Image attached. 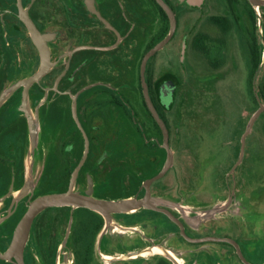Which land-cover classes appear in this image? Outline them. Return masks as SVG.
Instances as JSON below:
<instances>
[{
	"label": "rangeland",
	"instance_id": "rangeland-1",
	"mask_svg": "<svg viewBox=\"0 0 264 264\" xmlns=\"http://www.w3.org/2000/svg\"><path fill=\"white\" fill-rule=\"evenodd\" d=\"M82 1L24 0L30 6L31 16L46 35L52 53L49 72L31 85L26 94L24 86L17 88L0 107L1 127L9 120H29L25 146L29 152L27 170L30 183L32 185L33 179L37 183L42 173L43 178L36 188H29L28 199L41 193L67 190L85 154V138L72 117L70 98L49 102L46 110L51 114L43 117L44 104L57 96L52 91L44 93L43 89L54 86L67 59V53L64 57L61 54L73 49V39H61L62 15L71 23L72 14L84 9ZM195 1L170 0L177 14V28L146 65L145 77L150 79L153 96L167 119L174 155L170 170L155 183L153 192L154 195L174 198L181 205L171 209L182 220H187L190 233L231 236L251 264H262L264 112L254 122L244 145L242 136L258 105L250 94L249 43L254 35L261 55L257 67V88H260L264 81V32L259 26L256 30L251 26L249 16L252 9L246 0H203L201 4ZM144 4L145 8H154L150 0H144ZM258 8L261 14H255L257 23L261 18L263 24L264 9ZM215 15L227 17L230 23L227 33L212 23L210 17ZM168 26L170 28L168 20L160 14L144 37V49L150 41L161 39V31ZM197 35H205V52L192 48ZM33 43L18 20L16 0H0V99L17 82L26 80L40 68V55ZM60 43L65 44L62 46ZM138 69L139 60L117 93L109 91L107 95L95 96L94 118L84 128L90 148L73 178L74 191L85 194L90 180L92 196L103 201L122 200L136 191L135 187L127 186V180L136 176L140 181L142 177L138 169L130 158L123 157L118 150L114 152L121 139L131 137L128 142L139 143L147 139L151 145L147 146L149 153L156 157L154 171H160L164 166L167 151L163 146V134L154 125L143 103ZM170 81H174L176 86ZM116 99L122 106L116 104ZM86 114L85 110L77 114L81 122L84 116L89 122ZM67 126L78 132V139L68 143L63 138L58 151L64 156L59 157V152L51 146H55L56 138ZM1 130L3 135L6 129ZM44 130H47L46 134ZM68 146L74 148L68 151ZM242 148L243 157L233 171ZM34 151H43V160L39 159L40 156L31 159ZM38 164L39 170L31 172V168ZM3 193L1 189L0 195ZM19 195L15 190V198ZM229 195L233 199L228 208L207 220L206 212L224 205ZM100 215L103 225L96 235L90 264H157L160 258L175 264L167 255L143 253L153 245L171 249L183 258L184 264H245L230 245L189 243L176 233L175 226L164 214L145 208L133 213H113V225ZM87 220V214L72 207L57 206L43 210L25 237L23 262L75 264L73 233L79 232ZM193 223L195 226H191ZM4 227L8 230L11 224L2 225L0 230L5 231ZM5 232L11 235L9 231ZM0 264L11 263L0 261Z\"/></svg>",
	"mask_w": 264,
	"mask_h": 264
},
{
	"label": "flooded vegetation",
	"instance_id": "flooded-vegetation-1",
	"mask_svg": "<svg viewBox=\"0 0 264 264\" xmlns=\"http://www.w3.org/2000/svg\"><path fill=\"white\" fill-rule=\"evenodd\" d=\"M150 1L152 2L154 6L153 9L147 8V7L145 8L144 0H83L81 3L84 9H81V12L79 13L75 11L76 12L75 15L72 14L71 23H69V19H67L66 17L62 15V20L60 23L61 39L62 41L64 39H69V40L73 39V42H74L73 49L71 51L65 50L64 53L61 54V57H64L65 53H67L66 55L67 59H65L64 67L61 69L60 74L56 79V81L58 80L57 88L55 89L53 86L52 88L43 89L44 93H48L49 91H52L53 93H56L57 95L55 98L48 100L44 104L43 117L51 114V112H47L46 110L47 109L46 107H49L48 105L49 102H52V101L58 102L59 100L65 101L68 97L72 100V117L74 119L73 97L76 96L77 114L79 112L81 113L82 110H85L87 112L86 118L89 119V122L85 120V116L82 122L79 119L83 128H85V124L91 123L90 121L93 120L94 115H95V110H96L95 109V96L98 94L107 95L109 91L110 92L112 91L115 93H117L118 90L120 91L119 86L123 85L122 81L128 78L129 76L128 74L130 73V70L134 69L137 60H139L138 76L140 78L141 61L144 56V44H143L145 43L144 37L146 33L148 32V30L150 29V25L152 28L153 21L156 22V20H158L159 18V15L161 14L160 8H159L161 7L160 4L156 0H150ZM164 1L175 12V15L177 17L175 8L170 2V0H164ZM246 1L248 2L249 7L252 9L251 14L249 16L250 21H251V26L253 27L254 30H256L259 26L260 29L264 32V23L263 24L261 23L262 19L259 18V24H258L257 23L258 19L256 17L257 14L259 16L261 14L258 7H262L264 9V6H255L249 0H246ZM195 3L201 4L203 3V0H196ZM22 4L24 8L27 9V12L31 20L35 23L38 30L43 34L37 22L31 16L30 6H27L24 3V0H22ZM16 6H17L18 20L26 28L27 34L29 35V37L32 38L27 25L20 18L17 0H16ZM255 10H257V13ZM163 11L165 12L164 9ZM165 14L170 24L169 17L166 12ZM219 16H224V15H219ZM149 19H150V23H149ZM212 23L216 25L214 22ZM177 25H178V19H177ZM69 29L70 31H68ZM252 37H253L252 40H254L255 36L253 35ZM152 42L153 41H150L149 43H152ZM255 42L257 41L255 40ZM47 43L49 46L48 39H47ZM60 44L63 46L65 43H60ZM33 45L38 51V54L40 55V61H41V54L35 42L33 43ZM191 45H192V48H194L193 43ZM67 46H70V43H68ZM49 49L51 48L49 47ZM50 55H51V61H52L51 50H50ZM250 72H249V77L251 75V77L249 78L250 79V94H251L253 102L255 104H258L256 108L257 110L260 104L263 103L264 101L263 100L264 98H262L261 96L262 95L261 92L264 95V84L262 85V87L257 88V76H258L257 69L254 70L253 68L252 71L250 69ZM140 82H141V79H140ZM170 82H173L176 86V83L174 81H170ZM63 84L64 85L67 84L66 85L67 87L60 86ZM100 87H103V88L100 89ZM148 88H149V85H148ZM161 88L162 86L159 87L160 99H161ZM141 90H142V95H143L142 84H141ZM86 96L88 97L85 98ZM173 99H174V94H173ZM115 102L116 104L118 103V105L122 106L119 100L116 99ZM25 107L27 109V104L25 105ZM74 121L79 131L82 133V136L84 137L83 132L79 128L75 119ZM4 127L6 130L3 131V135H2L1 129H3ZM28 127H29V120L27 119H23L20 122L16 120H9L6 122V124L3 127H1L0 125V190L2 189L4 191V193L0 195V229H1V226L4 224H11V227L8 230H5V227H4V230L9 231L11 235H6L7 233L5 231L0 230V252L1 253L6 252L8 248L10 247L15 231H16V228L19 222L21 221V219L23 218V216L25 215L32 200L37 198L40 195H43V193H41V194L36 195L34 198L31 197L30 199H28L29 197L27 196L29 192V188L31 186H33V188L34 187L36 188L38 181H40L43 178V173H42V178L38 177L37 183H35L34 179L32 180V185L30 183V176L28 175V170H27V159L29 157V152L26 151V146H25L26 145L25 139L28 137V133H29ZM74 130L75 129L72 126L65 127L61 131L60 135L56 138L57 143L55 144V146L53 144V147L51 146V148H54L56 149L57 152H59L58 151L60 149L59 144L63 142V138L66 139L68 143L69 142L74 143V139L76 140L78 139V132L75 133ZM169 131H170V128H169ZM44 132L46 134L47 130H44ZM55 133H57V131H55ZM128 139L132 140L131 137ZM127 140L121 139V141L119 142L122 145L119 153H121L123 157L130 158V161L133 163L134 166H136V168L138 169L137 171L142 177L140 181H138L136 176H132L128 178L127 186H129L130 188L135 187L136 191H134L132 195L127 196V198H130V197L140 198V197H143L146 193V189L143 185L144 181L148 178L153 177L159 172V171H154L153 169V167L156 164V157L155 155H150L149 153L150 149L147 147L150 144L148 143L147 139H145V141H140V143L138 141L128 142L129 140L128 141ZM169 141H170V137H169ZM129 143H137L138 145H136V147L135 146L132 147V146H128ZM89 145H90V142H89ZM129 147H131L130 148L131 152H128ZM73 148H74L73 146L67 147L68 151H70ZM47 155H48V152H47ZM58 155L59 157L64 156L62 154L60 155V152ZM35 156L36 157L40 156L39 159L43 160L44 158L43 151L40 153L39 152L37 153L36 151H34V153L31 154L30 157L32 159V157H35ZM39 164L37 166H33V168H31V172L38 171L40 168ZM41 165H42V162H41ZM167 172L161 178L153 181L150 184L151 197L167 199V200H170L176 203V205H162V206L169 209L183 223L186 234L191 237H195V238L208 236V235L233 238L228 235H223V234L221 235V234H216V233H204V234L190 233L188 230V226H187L188 224L186 223L187 220H182L181 217L171 209V208H175L181 205L178 204L174 198L173 200V199H169L164 196H161V195H154L153 187L155 183L159 181L160 179H162L163 177H165ZM15 190L16 192L20 193V195L17 198H15ZM230 196L231 195L228 196L227 201ZM145 209H148V208H145ZM149 210L164 214L168 217V215L165 212H161V211H157L153 209H149ZM135 211L136 210H131L130 213H133ZM38 214L34 217L33 222L31 224V228ZM215 214L216 213L211 214L210 216L207 215V220H211ZM170 220L177 230L176 233H178V235H180L182 238H184L189 243H192V244H202V243H208V242L223 243V244H227V245L234 247L233 244L227 241L191 242L187 240L181 234L180 225L176 223L175 221H173L172 219ZM110 223L111 225L114 224L112 220L110 221ZM194 223L191 226H195ZM121 230L123 229L121 228ZM143 253L153 254V255L154 254L167 255V256L173 257L177 261V263L184 264L183 258L177 256L175 253H173L171 249L164 247L162 245L149 246L143 250ZM105 256L110 257L109 255H105ZM133 256L134 255H132V257ZM18 258H19V254H17V258L13 256L12 260L0 258V261H7L11 264H18L19 262ZM24 264H28L26 263V260H24Z\"/></svg>",
	"mask_w": 264,
	"mask_h": 264
},
{
	"label": "water",
	"instance_id": "water-1",
	"mask_svg": "<svg viewBox=\"0 0 264 264\" xmlns=\"http://www.w3.org/2000/svg\"><path fill=\"white\" fill-rule=\"evenodd\" d=\"M156 1L160 4V6L167 13L169 20H170V29H169L168 34L163 39H161L158 43H156L153 47H151L144 54L142 61H141V67H140V79H141V84L143 88V96H144L145 103L150 113L152 114L157 124L159 125L162 131V134H163V146L167 151V158L164 163V166L156 175L144 181L143 185L146 189V193L143 197H140V198L130 197V198H125V199L118 200V201H103V200L97 199L92 196L93 188H92L91 180L89 181V187L85 194L74 191L73 190V178L77 175L78 170L84 163L87 157L88 151H89V139L85 133V130L81 122L79 121V118L77 115L76 96H74L73 97V100H74L73 116L85 137V154L82 160L80 161L79 165L76 167L75 173L71 180L70 187L67 190L58 191V192H50V193L40 195L30 203L29 208L27 209L25 215L23 216V218L21 219V221L19 222L16 228V231H15L10 247L8 248L6 252L4 253L0 252L1 259L12 260L13 256L17 258V254H19L18 264H24L23 259H22V247H23L25 237L30 232L31 224L33 222L34 217L41 211L47 208H50V207L71 206L72 208L84 207V208H88L90 210L96 211L102 214L107 219L108 222L112 220L113 213H125V212L129 213L131 212V210H139L141 208H148V209L165 212L170 219H172L173 221H175L176 223L180 225L181 234L187 240L191 242L227 241L234 245L239 258L245 264H251L243 255L241 248L239 246V243L235 239L229 238V237L214 236V235H208V236H203L199 238L191 237L186 234L183 223L169 209L162 206V205H176V203H174L173 201L167 200V199L151 197L150 184L153 181L161 178L170 169V167L173 164V159H174L173 150L170 147V141H169V137H170L169 128L167 127V124L165 123L163 118L160 116L159 112L157 111L151 99L148 84H147L146 77H145L146 65L148 63V60L150 59L151 56H153L161 48L164 47V45L171 39V37L173 36L177 28V17L175 15V12L167 5V3L164 0H156ZM249 1L255 6H264V0H249ZM17 4L19 8L20 18L27 25L31 36L40 51L41 65H40V68L33 75L28 77L26 80H21L17 82L14 85L12 89L8 92V94H6L2 99H0V106L20 86H24V94H26L27 91L29 90V87L33 83L38 82L40 78L44 76L50 70L51 65H52L50 49L47 43V37L38 30L35 23L31 20L27 12V9H25L22 4V0H17ZM57 83H58V80L55 82V85H54L55 89L57 88ZM263 111H264V104L261 103L259 108L256 110V112L253 114V116L249 120L246 131L244 132L242 136V145H244L245 138L250 132L254 122L256 121V119L259 117V115ZM242 157H243V148L241 149L240 157L236 165L234 166L233 171L235 167L240 163ZM231 199L232 197L230 196L227 203H225L224 205L215 206L209 209L206 212V214L210 216L211 214L225 210L228 207L229 203L231 202ZM170 258L171 260H173L175 264H179L173 257H170Z\"/></svg>",
	"mask_w": 264,
	"mask_h": 264
},
{
	"label": "trees",
	"instance_id": "trees-1",
	"mask_svg": "<svg viewBox=\"0 0 264 264\" xmlns=\"http://www.w3.org/2000/svg\"><path fill=\"white\" fill-rule=\"evenodd\" d=\"M159 8H160L161 15L165 19L168 20L163 9L161 7H159ZM210 19L212 22H214L222 30V32L227 33L229 31L230 23H229L226 16H212V17H210ZM168 30H169V26L167 28H164L161 31V35H162L161 39H163L165 37ZM161 39H158V41H160ZM203 39H205V35H197L193 39L194 48L200 52H205V50H206L205 46L203 45L204 44ZM255 40L256 39L254 38V40H252V42L249 43L250 69H251V71L253 70V68H254V70H256L258 65L261 62L260 50H259ZM158 41L147 44L146 48L144 49V54L151 47H153ZM250 77H251V75H250ZM146 81H147V84L149 85V91H150V96L152 98V101H153L154 105L156 106L157 111L159 112L160 116L163 118V120L165 121V123L168 126L167 119H166L163 111L159 107V105L156 101V98L153 96L151 81L149 78H147ZM249 82H250V79H249ZM263 84H264V81H263ZM140 88H141V82H140ZM263 97H264V95H263ZM142 98H143V103L145 105V108H146L149 116L151 117L152 121L154 122V125L156 126V128L159 131H161L156 120L154 119V117L152 116L150 111L148 110L143 95H142ZM131 145H134L136 147V145H138V144L137 143H132V144L129 143L128 144V146H131ZM121 147H122V145L120 143H117L114 147V152H116L117 150H118V152H120ZM130 148L131 147H129L128 152H131ZM154 173H156V172H154ZM67 207L71 208V206H67ZM47 209H49V208H47ZM75 210L76 211H83L88 216L87 222H85L81 225L79 232L75 233V231H74V233H73L72 243H73V247L75 249V264H90V262L92 260V251L91 250L93 248V244H94L96 235L98 234V232L102 228L103 217L100 214H98L96 211L90 210L88 208L77 207V208H75ZM157 264H172V263L168 259L160 258V259H158Z\"/></svg>",
	"mask_w": 264,
	"mask_h": 264
}]
</instances>
